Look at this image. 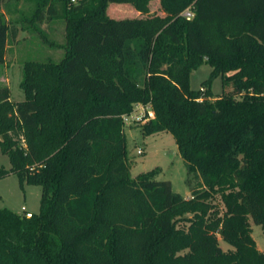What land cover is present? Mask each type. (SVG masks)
Returning <instances> with one entry per match:
<instances>
[{"label": "trees", "instance_id": "16d2710c", "mask_svg": "<svg viewBox=\"0 0 264 264\" xmlns=\"http://www.w3.org/2000/svg\"><path fill=\"white\" fill-rule=\"evenodd\" d=\"M151 1L5 4L0 65L25 23L66 22V54L25 63L23 101L0 90V180L42 188L31 219L0 210V264H264L251 226L264 233V0H160L159 14ZM204 64L236 89L192 91ZM138 103L156 116L145 136L174 137L191 198L157 169L132 178L123 116Z\"/></svg>", "mask_w": 264, "mask_h": 264}, {"label": "rangeland", "instance_id": "374dc122", "mask_svg": "<svg viewBox=\"0 0 264 264\" xmlns=\"http://www.w3.org/2000/svg\"><path fill=\"white\" fill-rule=\"evenodd\" d=\"M9 0H0V22H8L9 16L6 14L4 6ZM129 5L112 4L108 14L115 19L135 18L139 14ZM160 0L150 2V10L159 14ZM45 34H41L38 30ZM21 28V27H19ZM25 28V29H24ZM21 28L18 39L10 42L5 64L0 65V90L9 89L11 101L21 102L25 99V94L21 88L24 78V67L28 61L44 62L53 61L59 63L65 57V34L66 22L53 21L48 24L25 23ZM133 46L139 49L140 43L134 42ZM213 68L204 64L193 71L190 78V88L192 91H199L203 84L211 81L210 87L214 98L233 92L236 87L234 83H226L223 77H212ZM128 149V164L131 168L132 178H136L142 173H147L157 169L156 180L170 181L174 193L184 198H191V192L187 184V166L182 159L174 137L167 132L145 136L141 126L133 125L125 127ZM143 154L139 155L138 151ZM0 167L7 170L11 168L10 159L0 150ZM42 188L40 186L21 185L17 175L0 180V210L8 209L21 216L23 210L38 215L41 211ZM216 209L224 211L220 197H216L211 202ZM252 236L256 241L259 251L264 252V233L261 226L251 221ZM220 245L224 251L233 249L232 246L224 242L220 237Z\"/></svg>", "mask_w": 264, "mask_h": 264}, {"label": "built area", "instance_id": "2783aa9c", "mask_svg": "<svg viewBox=\"0 0 264 264\" xmlns=\"http://www.w3.org/2000/svg\"><path fill=\"white\" fill-rule=\"evenodd\" d=\"M75 2V0H73ZM182 16L186 18L187 20H192L194 18V12L193 9L190 7L188 8ZM155 112L152 108L151 104H143V103H138L135 104L133 107V111L128 114L123 116V121L126 126H133V125H145L150 123L151 121L155 120ZM139 155L143 154L142 150L138 151ZM24 212V217L31 219L33 217V214L30 212H27L25 209L23 210Z\"/></svg>", "mask_w": 264, "mask_h": 264}]
</instances>
